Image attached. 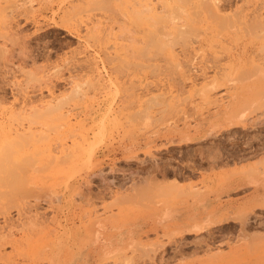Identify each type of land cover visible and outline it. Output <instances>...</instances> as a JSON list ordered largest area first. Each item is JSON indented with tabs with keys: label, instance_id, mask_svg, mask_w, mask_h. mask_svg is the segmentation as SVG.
<instances>
[{
	"label": "rangeland",
	"instance_id": "rangeland-1",
	"mask_svg": "<svg viewBox=\"0 0 264 264\" xmlns=\"http://www.w3.org/2000/svg\"><path fill=\"white\" fill-rule=\"evenodd\" d=\"M39 1L0 0V148L6 144L10 149L0 153V264H43L50 255L49 233L61 231L66 222L76 228L74 212L85 222L111 214L117 220L130 217L126 227L135 240L146 243L143 250L112 253L105 259L100 253L89 255L86 264H231L234 258L225 256L231 248L241 252L235 264H257L254 249L264 242V206L247 202L253 188L241 176L243 165L247 170L264 156V111L230 120L224 112L208 110L209 103L200 100L197 88L211 77L213 56L218 54L221 63L226 60L218 48L210 52L206 43L198 45L193 37L186 39L182 34L179 39L176 36L178 43L167 45L171 52L166 47L161 54L159 36H151L153 32L149 36L144 26L149 19L155 21V15L150 13L147 21L146 13L139 16L141 20L129 17L125 21L117 12L123 2L130 11L127 5L133 8L140 0H102L103 4L97 0L100 3L95 5L82 0L79 7H74L78 0H49L47 6ZM142 1L156 8L160 4L159 0ZM241 2L226 0L225 13L240 4L252 14L253 6L257 12L260 4V0ZM162 19L151 23L164 25ZM158 25L163 33L165 28H177L172 23ZM146 35L156 39L157 45L153 40L148 41L153 46L146 44L151 39ZM132 37L138 41L134 43ZM143 44L147 49L142 51ZM129 46L133 50L127 51ZM129 52L138 55L132 57ZM145 55L151 58L144 60ZM75 82L83 85V99L81 95L63 104L66 99L61 97L70 93ZM220 88L212 95L225 92ZM58 99L63 107H57L58 103L50 110L40 108ZM122 106V112L114 110ZM21 134L26 141L20 142ZM3 137L11 142L7 144ZM72 147H79L84 156L66 164L60 155ZM141 181L147 183L148 193L160 184L175 186L169 198L177 222L184 224L181 231L145 216L147 207H133L130 213L131 202L117 200L133 193L131 183ZM64 183L70 184L68 190ZM73 190L80 195L59 208L54 194L64 192L68 197ZM191 196L196 199L192 205ZM58 210L71 213L70 218L65 221ZM189 215L199 223L198 230L192 227V218L187 222ZM249 244L254 249H247ZM142 251L145 255L140 256Z\"/></svg>",
	"mask_w": 264,
	"mask_h": 264
},
{
	"label": "bare ground",
	"instance_id": "bare-ground-1",
	"mask_svg": "<svg viewBox=\"0 0 264 264\" xmlns=\"http://www.w3.org/2000/svg\"><path fill=\"white\" fill-rule=\"evenodd\" d=\"M29 1L32 2L33 0H29ZM62 1H64V0H62ZM80 1H82V0H78L77 3H75L76 5L73 4V5H75L74 7H79V5H80L79 3H81ZM92 1H94V3L91 2L90 0H89V3L91 2L94 5H95V2H98L97 0H92ZM99 1L101 2V4H103L105 2L104 0H103L104 2L102 0H99ZM154 1H156V0H154ZM223 1L222 0H200V1H197V0H159V3L161 4L160 11H159V9H158V11H156L157 8H159V5H160L159 3H158L159 5L156 8V7H153L151 4H149L151 6H148V1L146 4H144L143 1L141 3V0H140L139 3H137V4H139L137 8H135V6L137 5L136 3H135L136 5H135L131 2V4L135 5L133 8L127 5V7H129L128 9H130V11L127 10V8L125 7L126 5L123 6V4H127V3L123 2L122 6L117 7V12L125 21L129 20V17H130V19H131V17H135V18H137V20H141V18L139 16L142 15L143 13L147 14L146 16L143 15V17L145 16L144 19H146L147 17L149 18V16L151 17V15H150V13H151V14L155 15L154 18H156L157 20L160 19V21H161V19L163 17L162 20H164V22L167 23V25H166L163 22L164 23V25H163L162 22L159 21L160 22L159 23L157 21L158 23L155 25L160 24V25H163V27H166V26L169 27V26H171V25H169V23L170 24L172 23L171 27H173V26L177 27L176 30H174V29L168 30L169 28H167V30H166V28H165V31L163 33V30H164L163 27H162L163 30L161 29V32L159 29L161 26H159V25L156 26L159 30L155 27L154 23L156 22V19L153 18V20H155V21H152V19H149V22L147 25H145L147 22L145 24L142 22L144 24V26L146 27V29H148V31L146 32L148 35L151 32H153V34L152 33L150 34L151 36L157 37L156 39H158V36H159L160 40L158 39L156 42H158V48L160 47V49H161V54L163 53L162 51H165L166 47H167L166 51L168 50L167 45H172L173 42L177 39L176 36H178V39H179L182 34L186 35V39L188 38V36H191V39L194 38L195 39L194 42H196L198 45L206 43V45L210 49V52L214 51L213 48H218L217 51L219 52V54H221L220 56H223L224 58H226V60H225V62L221 63V62H219L218 54L213 56V60L215 63L213 62L212 63L213 65L211 66L212 71H213L212 75H211V77H209V80H206L205 83H203L201 86H199L197 88V90H198L197 94H198V96L202 102L207 101L206 103H209L208 110L213 109L212 112H217V114H219L218 112H221V113L224 112L225 118L232 120L233 118L239 117L241 115L250 116L252 113L255 114L254 112H261L262 113V111H264V16L262 15V10L264 9V0H260V4L259 5L257 4L258 5L257 12L255 10L256 8H254L255 6H253L252 9L254 10V12L252 14L248 13L249 10L248 11L244 10L243 9L244 7L243 8L238 7V6H240V4L238 6H235V4H234V9L231 12L229 11V12L225 13L224 9H226L225 8L226 6L224 3L226 0L224 1V3H223ZM241 1H244V2H241L242 4L246 2V0H241ZM100 2H98V3H100ZM127 2H128V0H127ZM228 2L230 4V1H228ZM39 3L41 5L47 6L50 3V1L49 0H40ZM11 4L15 5L16 3H11ZM11 4H8V5H11ZM223 4L225 7L223 6ZM73 5H71V6L73 7ZM251 5H253V4H251ZM222 7H224V8H222ZM3 8H5V6ZM69 8L71 9V7H69ZM148 12H149V15H148ZM159 12L160 13L162 12V15L164 13L165 14L167 13L166 15L164 14L166 17L161 16ZM156 15L158 17L160 16L161 18L160 17L158 18ZM147 20L148 19H146V21ZM151 22H154V23H151ZM149 23L155 27L153 29L156 30L157 32L154 33V30L152 29V26L149 25ZM149 27H151L152 31H149L150 30ZM121 28H123L124 30L127 29L125 26L121 27ZM88 29H90V28H88ZM141 29L142 28H140V30ZM92 30H94V29H92ZM123 31H122V33H124ZM143 31H142V33H143ZM170 31H172V32H170ZM175 31L176 32L178 31V32L176 33ZM158 32H160V35ZM126 33H128V32L125 31V34ZM140 33H141V31H140ZM90 34H91V32L89 33V35ZM179 34H180V36H179ZM144 35L145 34H143V37H144ZM82 36H87V35H82ZM149 36H147V37H149ZM160 36H162V37L164 36L165 38H162V39H166V40H161ZM167 37H168V39H167ZM149 38H151V37H149ZM135 39L134 38L132 39V40H134L133 41L134 43L138 41ZM146 39H144V40H146ZM188 39H190V38H188ZM144 40L142 42L145 43ZM151 40H153V38L147 40L146 44H149L150 42L148 43V41H151ZM155 40H153V42ZM168 40L170 42L171 41L172 42L167 43ZM184 40H185V38H183V41ZM191 41H193V40H191ZM153 42H151L152 44L150 43L149 45L153 46L154 43L157 45L156 42H154V43ZM180 42L182 43V41H180ZM186 42H187V40H186ZM159 43L161 46H159ZM177 43H178V41H177ZM174 44H176V43H174ZM128 45L129 44H127L126 46H128ZM145 45H144V47L141 46V47H143L141 49L142 51L145 50V48H146ZM181 46H182V44H181ZM201 47H202V45H201ZM154 48H155V46H154ZM163 48H164V50H162ZM127 49H130V51L133 50V48L131 49L130 46H129V48L127 47L126 50ZM137 49L140 50V48H137ZM160 49L156 48L157 51L158 50L160 51ZM170 49H171V46H170ZM197 49H198V47H197ZM171 50L170 51L168 50L167 52H171ZM166 51L164 52V54L166 53ZM133 53L134 52H132V53L129 52V54L131 56ZM135 54L138 55L136 52H135ZM135 54H133V55H135ZM141 55H142V53H141ZM169 55L172 56L171 53H169ZM173 55H175V54H173ZM207 55H206V58L208 57ZM137 57H141V56H137ZM144 57L147 58L146 55ZM175 57H176V55H175ZM204 57L205 56L203 55L202 58H204ZM150 58H151V56L147 59H144L142 57H141V59L140 58H138V59L141 61L143 59L148 60ZM163 58H166V57L164 56ZM159 59H162V58H159ZM204 60H205V58H204ZM201 62L202 61H200V63ZM173 67H174V65H173ZM205 77H206V75H205ZM78 83L76 84V82H75V85L73 84V86L70 90V93L67 96L61 97V101L66 99L65 101H63V104L66 103V101L68 99H71V98L76 99V97H77V99H81V95H82L81 92L83 89V87H82L83 85L80 86L81 83L80 84H78ZM220 87L225 92L220 93L219 95L218 94L212 95V93H214V91ZM78 96H79V98H78ZM124 97H125V95H124ZM154 97H156V96H154ZM59 99L54 104H51L49 102L50 104H48V105L46 104L44 106L42 105V107L40 106V108H44L47 110L53 109L60 102ZM82 99H83V95H82ZM63 104L61 102L57 105V107H60V106L63 107L64 106ZM70 104L71 103H69V105ZM126 104H125V106H126ZM149 105H147V106H149ZM164 105H165V103H164ZM66 106H67V104H66ZM84 107H86V106H84ZM150 107H152V106L150 105ZM120 108L114 109V110L116 112H119V111L122 112L123 106ZM162 108H163V106H162ZM142 110H144V109H142ZM159 110H161V109H159ZM157 112H158V110H157ZM164 112H165V109H164ZM136 113H138V112H136ZM148 115H147V117H148ZM130 117L131 116H129V118ZM149 118L152 120L151 115ZM158 118H160V117H158ZM153 119H155V118H153ZM245 119H247L246 116H245V118L242 119L244 121L243 124L247 122V121L245 122ZM242 120H240V122H242ZM237 122L239 123V121H237ZM230 123L232 126H235L232 121ZM215 125H216V123H215ZM213 130H215V129L213 128L212 131ZM217 130H218V128H217ZM217 130H215V131H217ZM188 131H190V130H188ZM215 131H213V132H215ZM22 135L23 134H21V137L18 136V139H20V142L23 140L26 141L24 139V136H22ZM4 137H3V141L7 142V144H8L9 138H5V140H4ZM20 142L17 141L16 144H18ZM3 144H5V143H3ZM10 145L15 146V144L13 142ZM4 146L6 147L7 145L5 144ZM12 146H10V147H12ZM5 147H3L4 149L0 148V153H1V149L4 150L5 153H7L6 151L9 148L6 149ZM13 148L14 147H12V149ZM8 151H10V149ZM80 153H81V149L79 147H76V148L72 147L71 149H68L67 151L63 150V154H61L60 157L64 160V163L66 162V164H72L73 162L76 163L79 156L83 155V154L81 155ZM0 156H3V155L1 154ZM5 156H8V154H6ZM242 168L245 169V171H243V173H242L243 175L241 176V179L246 184H250L251 187L253 188L252 195L250 196V198H248L247 202L253 201V200L259 201L264 206V156L261 157L260 161L255 163L253 167L250 166V167H248L249 169L247 168V170H246L245 166L243 165ZM142 181L140 184H142ZM146 181L144 180V182H146ZM132 184L136 185V183H134V182L131 183V185ZM138 184L139 183H137V185ZM140 184L138 185L139 187L137 185L136 186L133 185L134 187L132 186L133 187V190H132L133 193H129V195L123 193L124 196H120L119 198H117V200L119 202H121V201L131 202V205L129 206V212L130 213L135 211V209H133V207L141 206V207H144V209L147 207L146 210H143V214L145 216L147 215L149 218L152 217V218L158 219V221L162 225H165L168 228H169V226H173L174 228L178 227L181 231V228L183 227L184 224L177 222V220H176V208H175L173 203H170L172 199L169 198L170 195H173L174 191L176 190L175 186L173 187L170 184V186L172 187L171 188L167 184V185H165L166 188H163L165 186L158 184L159 187L162 186V189L159 187H155L156 189L153 188L155 190V192H153L151 189L152 187H151L150 188L151 193H148V192H146V190H149V187L147 188V185H146L147 183L141 185L143 190H142ZM63 186H65V189L68 190L70 187V184L64 183ZM134 188H135V190H134ZM196 193H193V194H196ZM74 195L79 196L80 194H79V192H76L74 190L69 192L68 197L65 196L64 192L59 193L57 195L55 193L54 194V200H56L57 206H59V208H60V206H61V208H63L62 206H65L66 204L69 205L70 203L74 202V197H75ZM125 195H127V196H125ZM175 195L177 196V194H175ZM49 196H51V195H49ZM195 196H193V197L191 196L192 197L191 205L195 203V200H196V199H194ZM47 197H48V195H47ZM177 200H179V199H177ZM149 202L151 204H149ZM123 207L121 209H123ZM260 207H261V205H260ZM58 211H60L58 213H61L62 215L65 216V221H67L70 218V217H68V215H71V213L66 214L65 210H62V212H61V210H58ZM79 212H81V211H79ZM73 215L75 217L77 216V218H78V223H79V224L77 223L78 227L76 226V228H73V226H71V225L66 226V224H71V223L66 222L61 231H55L52 233V235L49 233V235H48L49 247L47 248V251L50 255L45 259L43 264H69V262H71V263L73 262V257H74V262H73L74 264H86L88 259H85V258L88 257L89 255H93L95 253H100L101 255H103L101 258L105 259V258H109L110 254H112V253L114 255L115 254L116 255L117 254L122 255V253L125 250H127V251L130 250L131 252L143 250L142 247H143V245L146 244L144 241H140V239L135 240V238H134L135 236L134 237L132 236L133 235L132 230H129V228L126 227L130 217L128 220H125V219L117 220L118 218L115 219L114 215L111 214V215L105 216L103 218H99L96 221L85 222L81 219L82 215H79V213L76 214L74 212V214H72V218H73ZM236 217L239 218L240 216H236ZM186 218H187L188 223H190L189 220H191L190 218H192V221L194 223V225H192V227L194 229H197V230L199 229V226H198L199 223H196L194 216L192 217V215H189ZM243 219H245V218H243ZM227 220H228V218H227ZM235 220H236V218H235ZM75 223L76 222H74V224ZM139 232H140V230H139ZM168 233H169V231H168ZM173 235H174V233H173ZM119 240H120V242H118ZM253 244L255 245V243H253ZM255 246H257V247H255L256 249H254V246L252 244H249L246 247H247V249H249V247H252L256 251L255 259H256L257 264H264V242L260 243L259 245H255ZM233 249L234 248H231V250L225 255L226 258H234L235 259V260L230 259L231 261L229 260L231 262V264L232 263L235 264L238 261L239 256H241L240 250H237V249L233 250ZM145 250L146 249H144V252H145ZM141 253L143 255H145L142 251V252H140V256L142 255ZM216 253H218V252H216ZM213 256H216L215 253L212 254V257ZM245 256H246V253H245ZM129 257L130 256H128V258L125 257L126 258L125 260L129 259ZM75 259H76V261H75ZM226 261L228 262V260H226ZM125 263H127V262H125ZM33 264H37V262H34Z\"/></svg>",
	"mask_w": 264,
	"mask_h": 264
}]
</instances>
